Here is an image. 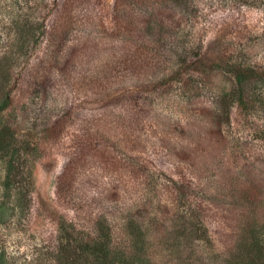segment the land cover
<instances>
[{"label": "rangeland", "instance_id": "rangeland-1", "mask_svg": "<svg viewBox=\"0 0 264 264\" xmlns=\"http://www.w3.org/2000/svg\"><path fill=\"white\" fill-rule=\"evenodd\" d=\"M185 7L193 11L189 21ZM208 45L263 66L264 0H0V58L9 71L0 77V103L21 53L32 57L4 119L27 117L39 127L59 121L60 132L32 159L22 154L27 193L6 189L0 162L6 264H72L51 257L55 234L41 200L54 201L84 233L101 223L123 237L127 221L143 229L163 212L168 226L175 205L167 177L187 185L185 204H177L198 224L194 263L228 264L230 257L239 264L238 244L254 241L255 228L264 231V87L254 90L251 116L220 102L228 84L209 88L183 62L188 47ZM121 92L132 102L109 101ZM68 159L69 183L57 197L55 180ZM145 232L130 264H164Z\"/></svg>", "mask_w": 264, "mask_h": 264}, {"label": "trees", "instance_id": "trees-1", "mask_svg": "<svg viewBox=\"0 0 264 264\" xmlns=\"http://www.w3.org/2000/svg\"><path fill=\"white\" fill-rule=\"evenodd\" d=\"M183 9V17L186 21L191 20L190 13L193 11L189 7ZM43 21L45 19H42V22L39 23L40 28L43 25ZM24 26H27L26 23ZM187 27L190 34L196 32L195 21L193 23L187 22ZM42 36L43 32L40 31L37 38ZM186 50L187 56L190 55V57L185 58L186 60L183 61L186 65L185 70L203 78V82L206 81L205 84L209 88H214L218 81L227 83L230 89L225 94L218 95V98H222L219 101L229 103L244 115L251 116L254 114V110H256L255 101L257 100V98H254V90L264 87V65L245 64L242 60L229 55L227 53L228 47L222 45L217 47V50H214L209 45L208 47L191 46ZM21 56L22 64L18 68L16 80L13 86L10 85L5 92L0 103V162L5 163L6 169L3 181L6 189H15L17 192L21 189L27 193V189L22 185L23 180L26 179L23 174V166H21L23 161L19 162L24 158L22 154L32 159L30 156L33 155L40 143L55 141L58 139L60 132L55 129L59 121L47 122L42 124V127H39L37 124L31 123V120H28L27 117L4 119L5 115L11 112L16 103L14 91L20 89V81L23 80L20 78L21 71L23 69L26 71V67L32 60V57L26 56L25 52L21 53ZM3 59L0 58L1 78L5 77V73H9L8 69L5 68ZM128 94V92L115 94V99L113 97L109 101L116 100L119 105L121 103H130L132 101ZM20 129H23L22 133L19 132ZM70 162H72L70 159L65 161L58 172L54 184V196L59 197L69 183L67 173ZM166 180L165 182L169 185L167 187H170L172 191V200L169 205L170 207L175 205L173 209H170L174 216L167 219L171 221L169 225H162L166 215L165 212L160 217L155 215L151 218L143 229L141 228L142 226H137L130 220L127 221L128 224H126L125 232L123 233L125 236L123 237L114 236L115 234L110 227L105 228L101 223H96L94 228L87 233L80 232L71 223L63 220L61 214L54 206V201L52 203L51 201L44 202L41 200V208L45 211L44 218L53 225L55 234V244L50 249L51 257H56V260L59 259L58 261L71 259L72 264L80 261H89L90 264H130L133 256L139 254L137 253L138 250L143 249V246H138L136 238L141 233L146 235L145 231H147V233L154 236V242L158 243L159 251L164 254V264H195L193 255L196 252L192 247L193 243H195L196 231L193 227L198 226V224L188 220L186 216L187 207L183 208L182 211L177 204V200L181 201L182 198L183 205L185 204L184 194L186 191L184 189H187V185L179 184L170 177H167ZM163 207H167V205L164 204ZM254 230L257 231L253 234ZM254 230L250 231L253 235L256 234L254 241L245 243L246 239L243 238L242 241L244 243L238 244L239 264L264 263V260H261L264 258V255H262L264 243L261 237L264 235V231H258L257 228ZM230 256H233L232 253H230ZM227 257L229 256H225V258ZM224 263H226V259ZM227 263L232 264L230 257ZM0 264H6V258L2 253H0Z\"/></svg>", "mask_w": 264, "mask_h": 264}]
</instances>
